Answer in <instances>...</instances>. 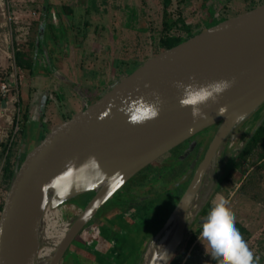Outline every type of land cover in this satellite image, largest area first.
Returning a JSON list of instances; mask_svg holds the SVG:
<instances>
[{
  "label": "rangeland",
  "instance_id": "374dc122",
  "mask_svg": "<svg viewBox=\"0 0 264 264\" xmlns=\"http://www.w3.org/2000/svg\"><path fill=\"white\" fill-rule=\"evenodd\" d=\"M250 1L171 0L167 12L164 0L0 3V206L13 181L8 184L4 172L8 161L22 174L97 99L158 53L167 24L181 20L173 33L197 34L211 22L245 12ZM18 51L31 68L16 64ZM263 114L264 103L251 115L248 135ZM212 136L213 130L204 129L136 173L81 229L59 264H141ZM207 202L226 205L245 229L238 231L254 264H264V133L249 154L238 155L224 170ZM203 218L199 212L176 249L178 264H213L197 238ZM255 233L257 239H248Z\"/></svg>",
  "mask_w": 264,
  "mask_h": 264
},
{
  "label": "water",
  "instance_id": "95a60500",
  "mask_svg": "<svg viewBox=\"0 0 264 264\" xmlns=\"http://www.w3.org/2000/svg\"><path fill=\"white\" fill-rule=\"evenodd\" d=\"M219 79L233 83L215 101L201 105L206 116L194 120L190 106H180L181 90L174 81L206 84ZM153 93L160 99L158 116L142 124L131 123L122 108L136 97L151 101ZM263 103L264 3L146 59L97 99L77 123L50 141L22 174L16 170L0 217V264H31L34 244L50 213L60 204L88 194L82 213L56 247L61 254L55 264H59L80 230L136 173L198 132L214 127L211 141L171 213L179 214L223 139ZM220 106L226 109L224 114H218ZM240 115L243 118L236 119ZM263 121L264 114L248 139ZM190 226L166 253L168 262Z\"/></svg>",
  "mask_w": 264,
  "mask_h": 264
},
{
  "label": "bare ground",
  "instance_id": "6f19581e",
  "mask_svg": "<svg viewBox=\"0 0 264 264\" xmlns=\"http://www.w3.org/2000/svg\"><path fill=\"white\" fill-rule=\"evenodd\" d=\"M251 117V116H250ZM232 130L220 143L211 161L202 172L199 181L183 203L179 214L168 215L166 221L154 232V239L142 254L141 264H159L158 257L171 249L176 240L190 226L200 206L210 197L215 180L235 160L248 139V130L253 126L254 115ZM252 119V123L249 121ZM213 130V134H214ZM78 201L70 200L57 206L46 219L33 247L31 264H55L58 256L56 247L73 221L83 211ZM54 257V259H53Z\"/></svg>",
  "mask_w": 264,
  "mask_h": 264
},
{
  "label": "clouds",
  "instance_id": "9594fccd",
  "mask_svg": "<svg viewBox=\"0 0 264 264\" xmlns=\"http://www.w3.org/2000/svg\"><path fill=\"white\" fill-rule=\"evenodd\" d=\"M232 83L229 79L214 80L206 84L174 81L175 87L181 90L180 106H190L194 120L206 116L201 105L207 104L209 100L215 101ZM153 96L151 101L136 97L122 108L131 123L142 124L158 116L160 99L156 93H153ZM225 111L223 106L217 109L218 114H224ZM242 118V115L236 117ZM225 209L226 205L223 203L214 204L201 223L197 238L205 254L213 264H254L253 253L235 227L233 216ZM168 259L166 250L158 257L159 262L163 260L164 264H168Z\"/></svg>",
  "mask_w": 264,
  "mask_h": 264
},
{
  "label": "trees",
  "instance_id": "16d2710c",
  "mask_svg": "<svg viewBox=\"0 0 264 264\" xmlns=\"http://www.w3.org/2000/svg\"><path fill=\"white\" fill-rule=\"evenodd\" d=\"M171 0H164V5H165V12H167V8L170 4ZM67 7V6H66ZM65 7V8H66ZM181 20H175L174 22H171L170 24H167L166 27H167V34L164 38L161 39V48L160 50L158 51V53L162 50H165V49H169L183 41H185L186 39L190 38L191 36L195 35V34H192L191 31H188V34L186 36L184 35H181L179 33H173V29L175 27H179V25L181 24L180 23ZM167 23V22H165ZM184 27H186L187 30H189V26H187L186 24H183ZM165 27V28H166ZM15 60H16V64L21 66V67H30L31 68V63L27 60H25L23 58V55H22V52H17L15 54ZM264 133V121L263 123L256 129V131L254 132V134L251 136L250 139H248V141L245 143V145L243 146L242 150L240 151V153L238 154L239 156L243 157L247 154H249L252 150H253V147L255 145V143L257 142V140L261 137V135ZM4 172H5V175H6V178L8 179V184L11 183V181L13 180V177H14V174H15V168L12 167L11 163L8 161V163L6 164V167L4 169ZM81 200V198H79ZM213 207V204H211L210 202H207L203 208L201 209L200 211V214L202 216H204V219L206 218L208 212L210 211V209ZM0 209L2 210L3 209V205L0 206ZM161 221H165V219H162ZM160 221V222H161ZM200 227H201V224L198 225L197 227V232H200ZM235 227L238 228V230L240 231H245L244 228H242L240 225H236L235 224ZM259 233H255L253 235H249L248 236V239H251V241H254L255 239H257ZM178 259L177 257L174 255L171 260L168 262V264H178Z\"/></svg>",
  "mask_w": 264,
  "mask_h": 264
},
{
  "label": "flooded vegetation",
  "instance_id": "af4514ba",
  "mask_svg": "<svg viewBox=\"0 0 264 264\" xmlns=\"http://www.w3.org/2000/svg\"><path fill=\"white\" fill-rule=\"evenodd\" d=\"M264 3V0H251L250 2H249V5H250V7L247 9V10H245V12H247V11H250V10H252V9H254V8H256V7H258V6H260L261 4H263ZM244 13V12H243ZM230 18V17H229ZM225 19H228V18H223V19H219L218 20V22H220V21H222V20H225ZM218 22H211L210 23V25H215V24H217ZM213 128L214 127H210V128H207V130L208 131H212L213 130ZM183 143V142H182ZM125 185V184H124ZM123 185V186H124ZM123 186H122V188H123ZM83 199H81V200H78V201H81V202H83L82 201ZM85 202H83V204H84ZM81 231V230H80Z\"/></svg>",
  "mask_w": 264,
  "mask_h": 264
},
{
  "label": "built area",
  "instance_id": "2783aa9c",
  "mask_svg": "<svg viewBox=\"0 0 264 264\" xmlns=\"http://www.w3.org/2000/svg\"><path fill=\"white\" fill-rule=\"evenodd\" d=\"M8 0H0V3L4 4L5 2H7Z\"/></svg>",
  "mask_w": 264,
  "mask_h": 264
}]
</instances>
